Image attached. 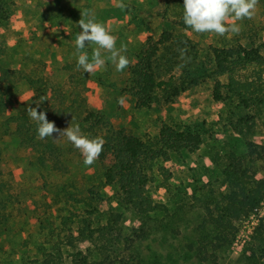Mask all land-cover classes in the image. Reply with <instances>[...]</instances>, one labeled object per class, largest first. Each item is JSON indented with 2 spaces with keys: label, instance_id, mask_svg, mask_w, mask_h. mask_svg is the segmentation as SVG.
Listing matches in <instances>:
<instances>
[{
  "label": "rangeland",
  "instance_id": "obj_1",
  "mask_svg": "<svg viewBox=\"0 0 264 264\" xmlns=\"http://www.w3.org/2000/svg\"><path fill=\"white\" fill-rule=\"evenodd\" d=\"M182 6V0L170 4L162 13L167 21L165 27L148 34L158 40L167 33L171 39L162 47L155 63L158 79L168 80L173 73L184 75L185 63H191V69L198 71L195 74L198 85L170 103L165 102L164 93L159 91L152 109H138L137 105L135 109L123 107L112 92L116 86L108 81L110 69L85 73L77 70L76 58L71 71L66 66L46 74V64L38 58H29L16 67L32 80L40 81L35 86L30 85L27 93L22 92L19 83L11 91L13 100L8 101L0 113V264H54V261L72 264L73 250L66 245L67 237L76 235L90 219L93 227L105 224L112 211L121 214L122 240L132 238L138 226L139 217L124 205L120 189L106 184L105 168L100 162L85 166L79 151L66 138L54 140L55 133L53 138L37 139V125L26 112L27 107L35 108L37 103H42L38 112H45L47 119L61 130L71 121L82 130L81 120L88 113L100 112L110 119L116 130L123 129L139 138L146 135L158 138L164 125L178 131L201 133L204 144L198 152L172 156L160 170L156 168L151 173L147 195L159 208L146 217L151 232L141 243L140 253L148 264H250V245L264 222V198L250 216L238 224V232L226 251L217 246L209 248L210 254L205 252L208 260L201 262L197 257L199 245L195 242L206 215L218 209L224 194L230 190L224 182V171L231 155L246 161L253 179H264V106L257 115L252 134L242 136L229 129V123L256 111L242 109L236 97L218 104L212 94L216 83L250 76L257 66L233 62L227 71L217 73L214 59L207 56L212 55L214 47L230 48L239 41V36L244 46L250 41L242 39L246 35L242 33L217 36L192 32L183 23ZM259 6L252 18L262 29L259 35L264 37V19L259 18L260 14L264 17V0H259ZM228 23H236L240 30L245 28L244 19ZM157 32L160 37L153 35ZM1 40L6 48L1 49L4 57L0 58V63L12 62L10 50L17 48L18 42L10 43L6 37ZM188 40L191 47H197V52L186 45ZM259 43L257 46L261 48ZM182 48L187 49L185 60L179 58L178 49ZM261 52L264 56V48ZM131 78L132 73L119 93H128L134 98L125 91ZM110 101H114L115 108L108 111ZM136 110L148 112L140 114ZM114 119H125L126 128L113 124ZM151 128L158 134L150 133ZM32 137L34 142L22 141ZM250 141L253 147L247 144ZM254 149L260 152L251 153ZM83 249L94 253L90 244ZM257 264H264V259H258Z\"/></svg>",
  "mask_w": 264,
  "mask_h": 264
},
{
  "label": "trees",
  "instance_id": "obj_2",
  "mask_svg": "<svg viewBox=\"0 0 264 264\" xmlns=\"http://www.w3.org/2000/svg\"><path fill=\"white\" fill-rule=\"evenodd\" d=\"M7 5L8 0H0V24L8 20ZM244 21L245 28L238 34H246L242 39L247 38L250 41L248 46L241 43L239 36L237 37L239 41L232 47H214L212 55H207L214 59L217 73L227 71L233 62L257 66L252 69L250 76L232 77L227 83H216L212 92L218 104L226 103L236 97L242 109L256 111L253 115L229 123V129L242 136L252 134L257 115L262 113L264 106V56L261 52V48H264V37L259 35L262 29L253 18ZM169 42L171 39L167 33H163L158 40L148 35L142 45L126 51L132 78L125 91L134 96L138 109H152L159 91L164 93L165 102L170 103L182 92L198 85V78L195 77L198 71L191 69V63H185L184 75L173 73L168 80L158 79L155 63L160 57L162 47ZM257 42H260L261 48L257 46ZM186 45L193 52H197L196 46L191 47V41L188 40ZM13 65V60L0 63V113L5 109L7 102L13 100L11 91L17 88L21 81L28 80L32 86L40 81L32 80L22 72L21 68ZM81 124L82 134L89 138L102 137L105 140L103 151L96 161L105 168L106 184L120 189L124 196V205L129 210H134L139 218L136 221L138 226L134 229L133 237L126 241L121 239L120 213L110 212L105 219L106 223L96 227L89 224L91 219L88 220L76 235L66 239V245L73 250L72 264H148L139 248L151 232L146 217L159 208L147 195L151 173L156 168L160 170L172 156L198 152L204 144L202 134L178 131L164 125L158 138L151 135L139 138L123 129L116 130L110 119L100 112L88 113L81 120ZM34 140V137L28 140L22 139L24 143ZM247 144L254 146L251 141ZM47 148L51 147L47 146ZM259 152L258 149L251 151L254 154ZM248 170L244 159L235 154L231 155L229 165L224 171V182L230 190L224 194L218 209L206 215L201 225L200 236L195 242L199 245L197 257L201 262L208 260L205 252L210 254L209 248L217 246L218 249L226 251L238 232V224L248 218L264 198V179H253ZM86 244L94 247V253H87V250L83 249ZM258 259H264V222L256 230L254 241L250 245L248 262L257 264ZM54 264L59 263L54 261Z\"/></svg>",
  "mask_w": 264,
  "mask_h": 264
},
{
  "label": "crops",
  "instance_id": "obj_3",
  "mask_svg": "<svg viewBox=\"0 0 264 264\" xmlns=\"http://www.w3.org/2000/svg\"><path fill=\"white\" fill-rule=\"evenodd\" d=\"M174 2L175 0H123L127 7L121 8L117 6L118 0H8V20L4 26L0 24V41L6 37L10 43L18 42L17 48L10 50L14 67L22 66L29 58H38L46 64V74L66 66L71 71L74 69L75 58L77 60L74 41L80 32L77 23L81 18V11L89 10L96 22L104 24L110 34L116 36L117 49L123 45L127 51L137 47L149 31L165 27L167 21L162 13ZM259 9L258 3L256 10ZM260 17L264 19L262 14ZM153 35L160 37L158 32ZM92 47L85 48L89 56ZM4 48L6 47L0 42V58L4 57V51L1 50ZM122 54L126 55V52ZM104 68L110 69L108 81L116 86L112 88L114 95L119 100L123 98V107L135 109L134 98L128 93H119L130 80V65L124 71L117 72L109 61ZM20 88L23 93L29 92V81H21ZM107 108L108 111L114 109V101H110ZM147 112L138 111L140 114ZM113 124L126 128L125 119H114ZM152 131L151 128L150 133L158 134L157 131Z\"/></svg>",
  "mask_w": 264,
  "mask_h": 264
},
{
  "label": "clouds",
  "instance_id": "obj_4",
  "mask_svg": "<svg viewBox=\"0 0 264 264\" xmlns=\"http://www.w3.org/2000/svg\"><path fill=\"white\" fill-rule=\"evenodd\" d=\"M259 0H183V23L187 29L197 34H215L225 36L226 34H238L240 31L236 23L229 24L228 21H241L251 19L254 15ZM118 7L126 8L123 0H118ZM80 32L77 34L74 47V55L77 56V70L85 73H92L102 69L107 62L115 66L117 72L124 71L130 64L129 59L122 52L126 48L122 45L120 49L116 47V36L104 24L96 22L92 13L85 9L81 11V18L77 23ZM86 46H93L91 56L85 51ZM181 60L186 59V48L178 49ZM119 103H123L121 98ZM42 103H37L36 107H27L26 112L29 118L37 125V139L45 140H66L78 150L83 157L85 166H91L99 158L103 151L105 140L102 137L89 138L82 134L80 126L73 124L61 130L55 126L54 122L47 119L45 112L38 109Z\"/></svg>",
  "mask_w": 264,
  "mask_h": 264
}]
</instances>
